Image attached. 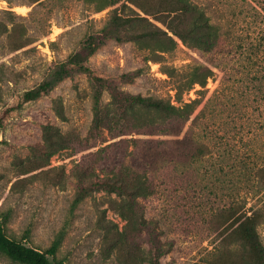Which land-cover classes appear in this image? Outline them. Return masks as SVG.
Returning a JSON list of instances; mask_svg holds the SVG:
<instances>
[{
  "label": "rangeland",
  "instance_id": "rangeland-1",
  "mask_svg": "<svg viewBox=\"0 0 264 264\" xmlns=\"http://www.w3.org/2000/svg\"><path fill=\"white\" fill-rule=\"evenodd\" d=\"M191 1L220 26L208 47L179 34L195 15L175 0H0V113L89 37L87 64L124 94L200 99L189 119L125 112L104 81L78 74L22 104L0 123L6 235L46 251L60 234L47 256L57 264H264V184L253 176L264 95L246 36L255 23L245 1ZM115 13L118 37L104 39ZM187 64L213 75L176 93L165 68ZM257 208L254 220L238 216ZM0 264L22 263L0 252Z\"/></svg>",
  "mask_w": 264,
  "mask_h": 264
},
{
  "label": "trees",
  "instance_id": "trees-1",
  "mask_svg": "<svg viewBox=\"0 0 264 264\" xmlns=\"http://www.w3.org/2000/svg\"><path fill=\"white\" fill-rule=\"evenodd\" d=\"M181 6V11L183 13H191L195 16L192 19L195 28L188 33H180L181 35L194 39L196 43L208 47L212 44L216 32L220 30V26L216 22H211L206 16L205 9L201 7L196 2L191 0H175ZM246 3L247 8L244 12L251 18L252 22L255 23V27L252 30H246V36L251 39L250 43V55H253L255 59L256 70L252 79L257 84L258 92L264 95V0H242ZM258 23V25H257ZM118 31H120L119 15H115L111 18L109 23L100 29L99 35L104 38H117ZM92 37L88 38V43L85 44L81 49L75 51L69 58L61 63L55 65V67L49 72L48 77L38 84L36 87L25 91L17 102L11 103L5 107L0 113V123L2 120L9 116L13 111L18 109L22 104L32 102L48 90H50L54 85L59 83L65 78L73 77L78 74H84L87 77L96 80L104 81L106 87L110 93L111 98L121 107L125 112H130L134 110L136 106H143L149 111L161 112L166 114H178L182 115L183 118L189 119L193 109V104H199L200 99L196 98L190 102H186L183 105L175 106L170 101L164 98H157L153 96H141V95H127L118 89L113 81L104 80L101 76L97 75L92 67L87 64L86 56L90 53L89 45H91ZM156 60L157 58H151ZM150 60V58L148 59ZM254 63V62H253ZM165 72L169 77H171L176 83V93H183L186 90L191 89L194 84H199L204 87L207 82V78L213 75L212 70L205 64H187L181 68H176L174 66H166ZM127 76L126 73L122 74ZM259 146L258 151L264 148V143ZM254 156V155H253ZM261 155H256L255 158H259ZM244 166L247 162H243ZM255 164V170L253 176L255 177L254 182H259L264 184V164ZM124 192L131 193L134 190L129 191L122 182L117 183ZM144 195H150L149 187L146 180L141 182ZM246 197H242L240 201H245ZM229 210H233V206H229ZM260 208L248 214L247 211H242L238 216L242 215L246 220H254ZM256 225H251L248 227V232L252 234L258 240V234L255 229ZM61 241V236L58 234L46 251H41L31 246H27L21 241L15 240L4 232L2 223L0 222V252L6 255L10 260L14 262H19L22 264H57L53 263L48 259V255L55 254Z\"/></svg>",
  "mask_w": 264,
  "mask_h": 264
}]
</instances>
